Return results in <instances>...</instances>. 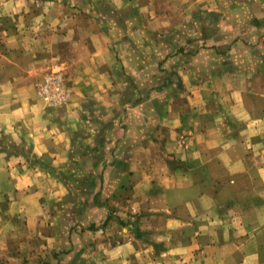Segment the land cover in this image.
I'll return each instance as SVG.
<instances>
[{
    "label": "crops",
    "instance_id": "0c3cea01",
    "mask_svg": "<svg viewBox=\"0 0 264 264\" xmlns=\"http://www.w3.org/2000/svg\"><path fill=\"white\" fill-rule=\"evenodd\" d=\"M0 264H264V0H0Z\"/></svg>",
    "mask_w": 264,
    "mask_h": 264
},
{
    "label": "built area",
    "instance_id": "2783aa9c",
    "mask_svg": "<svg viewBox=\"0 0 264 264\" xmlns=\"http://www.w3.org/2000/svg\"><path fill=\"white\" fill-rule=\"evenodd\" d=\"M36 95L47 106L53 108L64 107L70 98L62 76L57 73L47 74L36 84Z\"/></svg>",
    "mask_w": 264,
    "mask_h": 264
},
{
    "label": "rangeland",
    "instance_id": "374dc122",
    "mask_svg": "<svg viewBox=\"0 0 264 264\" xmlns=\"http://www.w3.org/2000/svg\"><path fill=\"white\" fill-rule=\"evenodd\" d=\"M56 1V0H55ZM58 3H61V4H67L68 3V0H58ZM52 73H57V74H60L61 76H62V73L60 72V71H51V72H49V73H47V74H52ZM46 74V75H47ZM46 75H44V76H46ZM43 76V77H44ZM62 78H63V76H62ZM63 81H64V78H63ZM38 83V82H37ZM64 84H65V86H66V83H65V81H64ZM66 89L68 90V88H67V86H66ZM68 92H69V95L71 96V94H70V91L68 90ZM69 101H70V98H69ZM69 103V102H68ZM67 103V104H68ZM66 106V105H65ZM51 108H53V107H51Z\"/></svg>",
    "mask_w": 264,
    "mask_h": 264
}]
</instances>
